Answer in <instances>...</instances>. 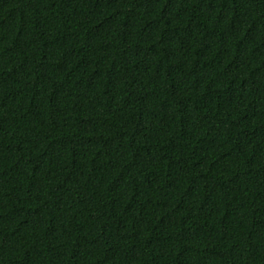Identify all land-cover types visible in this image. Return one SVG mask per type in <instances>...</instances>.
Masks as SVG:
<instances>
[{
  "label": "trees",
  "instance_id": "16d2710c",
  "mask_svg": "<svg viewBox=\"0 0 264 264\" xmlns=\"http://www.w3.org/2000/svg\"><path fill=\"white\" fill-rule=\"evenodd\" d=\"M0 264H264V0H0Z\"/></svg>",
  "mask_w": 264,
  "mask_h": 264
}]
</instances>
